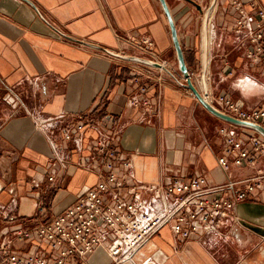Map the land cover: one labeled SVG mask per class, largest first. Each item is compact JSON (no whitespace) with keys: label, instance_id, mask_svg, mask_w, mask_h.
Masks as SVG:
<instances>
[{"label":"crops","instance_id":"crops-1","mask_svg":"<svg viewBox=\"0 0 264 264\" xmlns=\"http://www.w3.org/2000/svg\"><path fill=\"white\" fill-rule=\"evenodd\" d=\"M195 1L202 10L186 0H167L189 70L199 71L205 44L211 72L204 73L206 85L214 74L219 84L237 77L241 89L234 90L235 98L218 90L219 84L208 91L228 93L246 109L257 107L258 102L243 98L258 92L246 89L258 86L264 71L258 72L238 45L229 0H219L215 12L209 9L211 0ZM209 18L215 23L213 53L204 29ZM138 35L150 36L162 58L178 63L160 0H0V264L4 243L20 254L49 255L45 242L15 240V231L50 220L97 183V173L79 163L95 151L102 129L88 127L81 149L63 141L60 131L84 116L97 121L111 116L113 126L103 130L120 132L118 157L131 162L130 171L143 183L204 175L214 186L256 173L259 166L220 168L219 128L242 126L209 112L180 68L149 89L150 106L130 104L140 94L128 75L135 60L120 55L143 57L123 41ZM59 115L54 133L39 128L38 118ZM52 139L62 161L55 157ZM233 215L237 222L225 219L215 231H200L188 241L165 226L130 261L114 262L106 244L87 259L89 264H264V201L239 202Z\"/></svg>","mask_w":264,"mask_h":264},{"label":"built area","instance_id":"built-area-1","mask_svg":"<svg viewBox=\"0 0 264 264\" xmlns=\"http://www.w3.org/2000/svg\"><path fill=\"white\" fill-rule=\"evenodd\" d=\"M218 7L219 0H211L209 9L215 12ZM229 7L239 47L252 65L264 71V6L260 0H229ZM211 21L209 18L210 34L215 30V23ZM123 41L143 56L140 58L153 63L135 61L128 70V75H132L131 83L137 84L140 93L131 97L130 104L150 106L149 89L163 82L165 73L177 72L176 67L160 56L150 36H125ZM200 61V71L205 73ZM204 73L198 75L190 71V77L208 101L238 120L264 127V107L246 109L225 93H211ZM181 75L186 80L182 72ZM155 109V113H159V101ZM62 118V115L38 118L37 123L41 130L54 133ZM113 121L106 115L98 121L84 116L60 127L63 141L74 143L79 149L88 127L98 125L102 129L93 145L95 151L79 163L95 171L98 181L50 220L15 231V240L45 242L49 255L43 252L20 254L4 243L2 264H89L88 256L102 244H106L114 262L130 261L165 226L181 240L188 241L196 238L200 231H215L225 219L237 222L233 211L239 202L264 201V136L255 130L243 126L238 129L220 127L224 151L218 158L224 172L232 166H259L255 174L242 179L229 178L214 186L209 185L204 175L155 185L136 180L130 171L131 162L119 159L117 137L120 132L108 134L103 130L111 128ZM51 145L55 157L62 161L59 144L52 139Z\"/></svg>","mask_w":264,"mask_h":264},{"label":"water","instance_id":"water-1","mask_svg":"<svg viewBox=\"0 0 264 264\" xmlns=\"http://www.w3.org/2000/svg\"><path fill=\"white\" fill-rule=\"evenodd\" d=\"M186 1L195 5L199 10H202V6L198 2H196L195 0H186ZM160 2L162 4V7L164 9V12H165L167 19H168V22H169L172 40H173L174 47H175L176 54H177L178 65H179L181 72L183 73V75L186 78L187 87L190 90H192V92L195 94V96L197 97L199 102L213 115H215L218 118H221L223 120L229 121L231 123L253 129L256 132H258L264 136V127L257 125V124H254V123H249V122L238 120V119L224 113L223 111H221L220 109L215 107L210 101H208L202 95L201 91L196 87V85L194 84V82L192 81V79L190 77V71H189V68L187 66L185 55H184V52H183V49H182V46L180 43L177 27H176L175 21H174L173 16H172V12H171L169 5L167 3V0H160ZM120 56H122L123 58H128V59H132L135 61L143 62L145 64H153L149 60L144 59V58H140V57H130V56H124V55H120Z\"/></svg>","mask_w":264,"mask_h":264},{"label":"rangeland","instance_id":"rangeland-1","mask_svg":"<svg viewBox=\"0 0 264 264\" xmlns=\"http://www.w3.org/2000/svg\"><path fill=\"white\" fill-rule=\"evenodd\" d=\"M210 0H205L204 4L205 3H209ZM200 4V3H199ZM224 5V4H223ZM225 6V5H224ZM208 15V14H207ZM208 23V22H207ZM205 24V23H204ZM205 26V25H204ZM206 29V33L207 31L209 30L207 27L204 28ZM210 48H211V53H213V50L215 49L214 48V45L212 44L211 42V34H210ZM206 43V42H205ZM204 48L201 50V53H200V60L203 61V66L205 67V73L208 72L209 74H211V72H209V68H210V63L207 64V57L210 59V56H208V53H207V49L205 48V44L203 46ZM202 54V55H201ZM202 56V57H201ZM199 64H200V68H199V71L195 72L196 74H203L204 72H201L200 70L202 69V66H201V61H199ZM174 66L177 67L179 69V65L178 63H174ZM208 66V68H207ZM211 68H212V65H211ZM180 70V69H179ZM262 69L261 68H258L257 71L260 72ZM190 71V70H189ZM257 80L259 82L258 86L257 85H253V87L249 88V89H246V90H258V92L255 93H252V94H246V96L244 95V98L243 100H247V102H258L257 104V107L258 106H262L264 107V77L260 78V77H257ZM186 81V80H185ZM193 81V80H192ZM194 82V81H193ZM208 88L212 90V87L214 88V90L216 89V86L219 84V80L218 78H215L214 74L213 76H210L209 77V80H208ZM201 84H202V81H201ZM210 86V87H209ZM201 88L203 87V85L200 86ZM204 88V87H203ZM218 90H226L227 92H229L230 94H233L234 98H235V91L234 90H241L239 89V80L237 77H234V78H231V79H228L227 81H225L224 83H220L218 85ZM260 91V92H259ZM228 94V93H227ZM229 95V94H228ZM84 192L78 194L79 196L82 195Z\"/></svg>","mask_w":264,"mask_h":264}]
</instances>
